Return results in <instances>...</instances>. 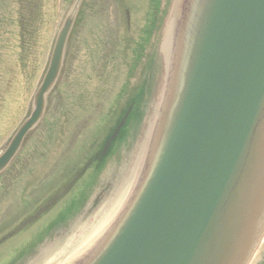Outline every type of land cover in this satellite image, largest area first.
<instances>
[{
  "label": "water",
  "instance_id": "water-1",
  "mask_svg": "<svg viewBox=\"0 0 264 264\" xmlns=\"http://www.w3.org/2000/svg\"><path fill=\"white\" fill-rule=\"evenodd\" d=\"M176 12L180 36L145 180L84 264H246L264 230V0H178ZM72 24L73 14L0 172L42 118Z\"/></svg>",
  "mask_w": 264,
  "mask_h": 264
},
{
  "label": "rangeland",
  "instance_id": "rangeland-1",
  "mask_svg": "<svg viewBox=\"0 0 264 264\" xmlns=\"http://www.w3.org/2000/svg\"><path fill=\"white\" fill-rule=\"evenodd\" d=\"M16 1L17 0H0V64L4 70H9L10 73L9 84L6 88L7 91H4L0 97L3 99H5L6 96L9 97L12 93V88L15 85L13 99L8 102H0V151L4 148L17 127L29 113L32 96L47 67L56 33L60 27L61 21L64 20L69 10V3L71 0H48L49 4H47L46 9L44 8V21L41 36L36 44V50L38 51L35 62L37 71L33 72L31 69V71H28L24 76L22 75V67L20 66V60L18 59V50L15 51L14 56V53H12L9 48H6L7 46H10L13 50L18 48L19 33L16 23V15L19 5ZM85 3L89 6L87 7L84 21L79 27H76L73 38L71 42H69L70 44L68 43L65 67L60 79L61 81L58 91L55 94L53 93L49 98L48 106L51 110L49 117L47 116L43 122L42 128L44 127V130L47 126V119H50V117L53 116L58 117L61 112L62 104L57 101V98H66L68 95L76 97L80 91V87H83V91H86L88 95H91L99 89L100 81L103 82V78L94 76V74L98 75V73L95 70H92L91 63L92 53L96 44L98 43L102 47L103 52H101L100 55L108 59L113 51L114 44H116L117 49L119 48V42L121 39H116L119 30V24L117 21L118 14L113 0H86ZM128 3H131L130 7L132 4L134 5L132 8V24L138 26L145 18L144 15L146 13L147 2L129 0ZM84 9H86V7ZM168 30L169 28L166 25L160 32L158 39L155 38L156 50L163 49ZM99 35L109 38L99 40L97 39ZM9 54L11 55L8 57ZM32 62L33 60L31 61V64H33ZM127 63L128 61L123 60V58L119 56L111 66L107 81L108 84L105 85V90L111 99L117 97L118 92L127 78ZM4 86L5 85L1 88H4ZM70 102L71 101H66V106ZM124 102L125 98L122 100L121 104L123 105ZM158 103L159 100L155 96L152 100L153 108H151L148 113L149 118H146L145 122H143L142 131L138 136L136 144L130 151V154L133 157L131 167L136 158L140 156L141 151L147 150L150 135L158 115ZM99 107V104H97L96 110H99ZM91 119V117H84L79 120L78 128H76L70 141L65 146L66 150L73 145L74 136L78 134L80 130H84ZM42 128L31 136L26 147L34 143V141L37 143L39 142V137L44 132ZM87 134L89 133L87 132ZM68 140L69 138L63 139L61 142L65 143ZM55 143L56 141L48 143L50 145L48 148L53 155L58 152V150L54 148ZM34 147V145L32 148L29 147V149H32L31 152H33ZM25 149V152H27L28 148ZM128 155L129 154L126 155V158ZM19 157L20 158L15 162L22 166L26 163V157L23 155H20ZM123 168H125V166L117 167L115 164L111 165L103 176V182L106 184L113 183L118 172H121L124 176L126 171H123ZM11 169H13V167ZM9 173L4 174L0 183L6 185ZM12 173L17 174L15 170H13ZM116 190L117 189L114 190L113 194L111 192L108 195L105 194L104 199L98 203L97 207L95 206L96 208L94 207L95 210L93 213H89L84 219H80L74 223L65 235L51 242L42 250L39 256L37 255L35 259L26 264H61L67 262L78 249L81 250V248L85 247L84 245L89 240L86 238L97 233L100 226L107 222L109 215L117 210L119 200L126 195V191L124 190L120 198L115 200L113 196ZM102 192V190H100V192L98 190L96 194L100 196ZM83 194L85 195L84 191ZM80 195L81 193H78V195L70 200L69 204L72 205ZM68 199L69 197L64 203H67ZM23 238L24 237L19 240H22ZM36 238L37 237H34V235H31L29 239L38 241ZM261 252L260 245L259 252H257L254 257L257 258L256 263L261 261Z\"/></svg>",
  "mask_w": 264,
  "mask_h": 264
},
{
  "label": "trees",
  "instance_id": "trees-1",
  "mask_svg": "<svg viewBox=\"0 0 264 264\" xmlns=\"http://www.w3.org/2000/svg\"><path fill=\"white\" fill-rule=\"evenodd\" d=\"M142 94H143V88H141V90L138 93V99H139L140 103H141V100H142ZM127 111H128V109L126 110V112ZM139 114H140V105L137 102L136 110L132 111V113L130 114L129 121L134 120V118H138L140 116Z\"/></svg>",
  "mask_w": 264,
  "mask_h": 264
},
{
  "label": "bare ground",
  "instance_id": "bare-ground-1",
  "mask_svg": "<svg viewBox=\"0 0 264 264\" xmlns=\"http://www.w3.org/2000/svg\"><path fill=\"white\" fill-rule=\"evenodd\" d=\"M165 47H166L167 54H169L170 51H171L170 39H166V45H165ZM257 236H258V234H257Z\"/></svg>",
  "mask_w": 264,
  "mask_h": 264
}]
</instances>
